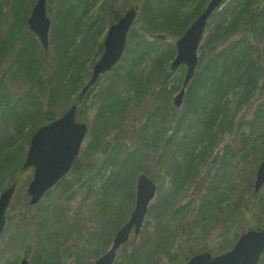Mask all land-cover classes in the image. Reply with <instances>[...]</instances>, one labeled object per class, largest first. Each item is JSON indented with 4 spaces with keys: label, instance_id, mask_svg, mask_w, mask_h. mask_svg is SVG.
<instances>
[{
    "label": "trees",
    "instance_id": "1",
    "mask_svg": "<svg viewBox=\"0 0 264 264\" xmlns=\"http://www.w3.org/2000/svg\"><path fill=\"white\" fill-rule=\"evenodd\" d=\"M97 1L99 0H59L57 3V23H53L56 38L54 41L50 40L49 45L52 43L55 45L58 51L55 57L61 67H58V64L59 69H56L52 78L47 79L51 68L50 50L45 51L39 42L37 44L36 39H32L25 24L34 0H0V48H2L0 51H3L0 57H5V53L8 54L12 45L18 47L14 53V62L8 66L6 77L22 76L30 80L33 76V80H37L41 73L45 78L39 83L38 89L45 94L46 101L42 100L41 95L31 94L26 97L30 104L26 112L29 126L27 130L34 128L41 114L47 121L54 118L53 114L42 111L45 110V105L51 108L58 100H66L72 96L71 102L77 103L79 95L76 90L81 82L79 62L81 54L73 55L67 52L76 46L75 39L80 33L83 17ZM207 1L130 0L126 5L140 7L137 20L141 21V31L140 33L137 29L131 31L133 43L126 47L123 62L111 69L109 80L96 92V99L99 100L92 126L94 133L82 156L73 162L70 173L74 175V181L82 180L81 188L85 198L94 202L96 216L101 218L105 213L110 215L111 220H106L111 224V228L107 227L105 231L101 228L91 229L87 226L88 222L79 220L81 218L79 215H75L74 219L69 218L57 229L53 228V225L50 226L49 235L44 237V247L55 263L60 257L71 252L70 249H64L65 242L71 239H74L77 245L81 242L86 244L97 242L101 251L105 249L113 235L110 230L115 233L126 220L125 215L129 214L133 207L135 179L141 171L156 180L166 176L171 188L164 194L159 192L155 202L157 205L149 207L147 215L156 220L154 230L149 229V222H145L139 234L131 236V240L126 242L134 244L139 239L144 245L148 243L150 246L146 251L148 257L137 255L138 249L127 253L125 248L122 260L114 264H155V261L162 257L175 258L172 264L176 262L183 264L192 254L189 242L218 223L224 209L232 215L233 209L240 203L250 212L258 204L248 175L245 190L241 191L231 204L223 202L229 195L227 188L224 198L213 202L218 186L213 188L210 186L209 196L201 202L196 212L198 219L193 222L185 216L188 210L191 212L193 210L191 203L172 210L178 196L196 184L200 166H207L208 158L212 156L223 132L228 131L233 138L235 131L241 127L244 115L248 113L256 99H262L258 108L264 110V57L262 61L260 58V55L264 54V47L259 54L255 51L257 47L252 45V38L264 41V0H227L220 13L218 10L215 11V24L211 28L208 24L209 32L199 45L198 64L186 88L183 108L177 111L172 105L170 95L179 87L185 67L178 68L180 75L175 77L176 84L167 88L172 72L169 60L175 55V46L153 38V33L164 31L178 38L189 23L202 12ZM259 1L262 2L260 9L256 7ZM100 9L111 22L116 21L124 11L122 9L114 12L105 0L100 2ZM51 11L49 9L50 13ZM144 33L152 37L148 39ZM38 46H41L39 53L35 50ZM101 48L102 44L98 46L96 54ZM91 59L88 61L91 62ZM117 84L126 89V98L119 91ZM154 85L158 86L155 91L158 104L153 112L149 113L150 124L146 122L140 127L135 139L132 138L134 145H129L127 143L129 131L120 128L128 101L133 98L135 103H139ZM3 89L1 78L0 120L6 114L9 117L16 116V105H19L12 101L8 93H3ZM244 107L245 110L242 111ZM171 129L173 134L167 136L168 130ZM111 132H114L113 136H109L111 144L109 139L104 142L105 136ZM259 136L260 134L256 137L247 136L243 140L242 148L244 147L246 154H256L255 158L252 157L253 167L264 158L263 141ZM102 143H107L101 148L102 153L96 159L90 158L92 152L100 148ZM109 145L113 146L108 151ZM228 148L227 145L224 148L225 154L221 156L224 165H230L232 160L233 154L228 152ZM148 153L157 154L156 174H150L147 171L148 167L142 165ZM7 159L0 139V187L3 174L10 177L15 175L17 178L23 169L20 161L14 162L12 158L6 161ZM83 159L85 164L81 162ZM106 175L108 177L112 175L113 178H105ZM103 178L105 181L101 183ZM95 182L99 183V189L94 188ZM73 186L72 182L67 181L57 187L63 193L70 192ZM49 196L50 193L44 199L45 205L52 204ZM260 203L263 210L264 196ZM166 220L171 221L167 223ZM176 220L178 225L175 224ZM178 230L186 234L188 240L184 239L181 248L178 247L174 252V236ZM232 239L231 244L236 237L233 235L232 238L226 239L225 245ZM204 250L211 251L208 247ZM180 254L187 256L177 259ZM86 256L81 254L79 258L85 257L83 258L85 260ZM35 261L36 264L40 263L39 254ZM4 264H15V260ZM259 264H264V260Z\"/></svg>",
    "mask_w": 264,
    "mask_h": 264
},
{
    "label": "rangeland",
    "instance_id": "2",
    "mask_svg": "<svg viewBox=\"0 0 264 264\" xmlns=\"http://www.w3.org/2000/svg\"><path fill=\"white\" fill-rule=\"evenodd\" d=\"M35 1V0H34ZM104 0L97 1L95 6H91L88 13L83 17L82 26L80 33L76 36V46L72 47L67 54L79 55V62L80 63V85L78 86L76 93L79 94L80 89L84 83H86L94 62L98 59L101 55L103 47L101 48L100 52L96 54V50L98 46L103 43V39L106 35L108 27L110 25V18H106V14L100 9V2ZM130 0H105V2L111 6L113 11H120L126 8V5L129 3ZM59 0H47V10L48 8L51 9V13L48 12L50 17V27H49V42L56 38L55 31L53 33V23H57L56 19V11H57V3ZM262 2L259 1L256 7L258 9L261 8ZM224 8V4L218 9V13ZM121 13V12H120ZM140 13V7H138L137 17ZM123 12L119 15L121 16ZM134 20L132 25L130 26L127 36H126V46L127 44L133 43V36L131 34L132 30L137 29V32L140 33L141 31V21L138 19ZM215 15L211 16L209 19V26L210 28L215 24ZM137 20V22H136ZM207 28L206 34L209 32ZM162 33L165 34V38L162 41L167 43L174 44L176 37L168 35L164 31L154 32L153 38L155 34ZM145 35V33H144ZM148 39L152 36L145 35ZM252 38V37H251ZM158 39V38H156ZM161 40V39H160ZM37 41V40H36ZM39 41H37L38 44ZM175 45V44H174ZM252 45L257 47L255 51L259 54L262 52L264 47V41H260L257 39L252 38ZM9 47V46H8ZM41 47V46H40ZM40 47L38 46L35 50L37 53L40 51ZM16 45H12L9 49L8 54L5 53V57H0V79L2 78V86H3V93H8L9 97L12 98V101L19 104L17 106V114L16 116H7V114L0 120V139L1 144L3 147V153L8 156V160L14 162L23 161L24 156L27 152L30 137L32 135L33 129H29L27 123V116L26 112L30 104L27 102L26 97L31 94H35L37 96L41 95L42 100H45V94H42L39 91V83L44 81V76L39 73L38 79L33 80V76L31 79L23 78L22 76H13L7 78L8 66L14 62V53L17 50ZM259 48V49H258ZM2 49V48H0ZM126 49V48H125ZM261 49V50H260ZM50 54L49 57L51 59V68L48 71L47 79L50 77L52 78L53 73H55L58 67H61L60 63L58 62L55 55H57L58 51L55 48V45H49ZM2 54L3 51H0ZM200 53V52H198ZM96 54V56H94ZM264 57V54L260 55L261 61ZM89 58L91 62L88 61ZM94 59V60H93ZM172 59L169 60L171 62ZM123 62V59H120L116 65H120ZM170 64V63H169ZM261 65V64H260ZM184 73V72H183ZM47 75V73H45ZM180 75L179 70L172 71L170 78L168 79L167 88H170L172 85L176 84V76ZM56 77V75H55ZM183 77V74H182ZM109 80V71L104 73L93 86L91 85L89 89L79 97L77 101V112H76V120L80 122H85L88 125V130L85 135V138L81 144L78 158L82 156V153L86 149L88 143L92 139V133L94 130L93 120L95 117L96 108L98 105V98L96 99V92L105 85V83ZM182 81V78H181ZM181 85V82H180ZM179 85V87H180ZM119 91L122 95L126 98L127 91L121 84H117ZM178 88L172 92L170 95V101L172 103L173 97L178 91ZM92 88V90H91ZM158 86L154 85L150 88V92L148 95L141 100L139 103H135L133 98H130L128 101V105L126 110L124 111L123 115V122L121 124L122 129L129 131V138L127 139V143L129 145H134L132 138L135 139V134L140 130L146 122L150 124L148 121L149 113H152L155 109L158 101L156 99L155 91L157 90ZM91 90V91H90ZM73 96L64 100L60 99L54 106L51 108L45 105V110L51 114L53 117L60 115L64 110L71 105V100ZM25 100V101H24ZM185 97L183 98V103L180 107H175L177 111L183 108ZM68 102V103H67ZM262 102V99H256L252 104V107L249 109L248 113L244 115L242 119V124L240 125V129L235 131V136L231 138V134L228 131L223 132L222 136L220 137L214 152L210 158H208L207 166H200L199 168V178L196 181V184L192 185L190 189H188L185 193L180 194L178 196L177 202L172 210L176 209L177 207L184 206L187 203H191L193 205L192 212L188 210L186 213V217L193 222L195 219L197 220L198 216L196 214L198 207L200 206L201 202L204 201L209 196L208 188L218 186L213 202L224 198V192L226 193V188L228 189V198H224L223 202L231 204L238 194L241 191L245 190L246 187V179L248 175H250V180L253 182L254 173L256 166L253 167L254 162L252 157L256 156V154H246V151L242 148L243 140L247 138V136L256 137L260 134V138H262L263 144L262 147L264 148V110L259 109L258 106ZM43 105V103H41ZM173 105V104H172ZM245 110V107L242 111ZM31 111L33 108L31 107ZM2 112V105L0 107V113ZM243 114V113H242ZM243 116V115H242ZM43 115L41 114V118H38L36 127L41 125L45 120L43 119ZM233 133V132H232ZM114 132L107 134L104 138V142L109 139V136H113ZM173 134V129L168 130L167 136ZM111 138V137H110ZM111 144V139H109ZM107 143H102V146L97 150L92 152L91 157L96 159L102 152L101 148L106 146ZM228 145V152L232 153V160L230 161V165H224L222 163L221 156L225 154V147ZM113 145H109L108 151L112 148ZM107 151V152H108ZM157 154L148 153L145 155L143 159V167L147 166V171L150 174H156L158 170V166L156 163ZM85 158V157H84ZM103 158V157H102ZM255 158V157H254ZM5 159V158H4ZM85 164L84 159L81 161ZM80 162V163H81ZM20 163V165H21ZM8 165V163H7ZM257 165V164H256ZM252 168V169H251ZM22 171L18 173V185L16 187L15 193L13 194V198L10 202V206L7 210V218L8 222L7 225L0 235V264H4L6 262H11L15 260V264L18 263L22 256H25L28 259L29 264H36L35 257L39 254L41 261L39 264H87L89 261L95 260L99 255L106 251L109 247L112 238H113V231L112 236L109 239L108 244L106 245L105 249L101 251L100 246L97 242H90L86 244L85 242H81L80 244H76L74 239H71L65 242L64 249H70V253H67L66 256L63 255L58 259V262L55 263L53 259L48 255L47 249L44 247V237L49 235L48 230H50V226L53 228H59L61 224L67 222L69 218L74 219L75 215H79L84 222H88L87 226H90L91 229L94 228H101L105 231L111 228V224L106 220H111V217L108 213L102 215L101 218L96 216V208L94 202L91 200H87L83 193V189L81 188L82 180L74 181V175L70 173L65 177V180L68 182H72L74 186L71 188L70 192H60V189L53 188L52 192L50 193L49 198L52 200V204L45 205V200L37 203L36 205H29L27 203L28 199L26 198L27 194V187L29 181L33 175L32 168L21 169ZM110 170H108L109 172ZM142 172V171H141ZM4 178L1 180V187L0 191L10 182H12L15 177H12L3 174ZM108 175V174H107ZM106 175V176H107ZM110 176V175H109ZM112 179V175L110 177H105ZM12 180V181H11ZM107 180V179H106ZM104 178L102 179L101 183H104ZM158 190L157 195L151 205H157V196L159 192L164 194L169 192L171 186L168 178L161 177L158 178ZM94 188L99 189V183H94ZM256 199L258 203L255 207H253L252 211L246 210L242 207V203L233 209L234 214L229 215L227 209H224L220 216V221L212 227H209L208 230L204 233H200L199 236H195L194 241H190L189 247L191 248L190 253H194L193 251H202L205 248H210L211 253L213 255L220 254L231 249V242L230 240L229 246L225 245V240L228 238L237 236L246 230L248 227H252L253 225H257L259 227L264 226V209L262 210V203L261 198L264 196V185L262 188L256 193ZM26 204V206L23 204ZM135 202V194L133 198V205ZM237 203V202H236ZM132 210V209H131ZM217 211V208L215 209ZM262 210V211H260ZM240 211H242L240 213ZM260 211V212H259ZM131 212V211H130ZM228 213V214H227ZM130 214V213H129ZM129 214L125 215V219L129 217ZM228 215L230 217H228ZM123 217V216H122ZM124 218V217H123ZM226 222L223 223L224 219ZM168 219V218H167ZM169 223L171 220H166ZM124 222V221H123ZM149 222V229L154 230L156 226V220L151 217V215H147L144 223ZM162 222L160 221V224ZM175 224L178 225V221H175ZM177 230V229H176ZM176 232V231H175ZM181 232V231H180ZM175 234V242L173 250L176 252L178 247L181 248V244L185 240H188L186 234L180 233ZM131 240V238H130ZM129 240V241H130ZM148 247V248H146ZM126 248V249H125ZM127 253H130L132 250H137V255H141L142 257H148V251L150 249L149 244L147 243L144 245L141 240L137 239L136 242L129 244L125 243L122 245L116 254V258L114 263L117 261L122 260V253L123 250ZM76 251V253H74ZM210 251V250H209ZM38 252V254H36ZM173 252V253H174ZM172 253V254H173ZM189 253V254H190ZM81 254H86L87 258L84 260L81 257ZM188 254V255H189ZM181 255V254H180ZM174 256V255H172ZM187 256V255H186ZM186 256H179L177 259L185 258ZM264 257V255H262ZM125 258V257H124ZM123 258V259H124ZM175 258L168 259L167 257H162L159 260L155 261V264H172ZM113 263V264H114ZM177 263V262H176ZM175 263V264H176ZM145 264V263H144ZM181 264V263H180Z\"/></svg>",
    "mask_w": 264,
    "mask_h": 264
},
{
    "label": "water",
    "instance_id": "3",
    "mask_svg": "<svg viewBox=\"0 0 264 264\" xmlns=\"http://www.w3.org/2000/svg\"><path fill=\"white\" fill-rule=\"evenodd\" d=\"M223 0H209L205 9L188 26L186 31L176 40V55L170 64L175 70L180 64L186 66L182 87L174 97V105L179 106L187 83L194 73L197 64V48L202 38L207 19ZM46 0H36L27 19L29 28L35 32L46 47L50 20L46 15ZM137 7H130L115 23H113L104 39L105 49L95 63L91 76L83 86L81 93L93 84L98 76L109 70L120 58L127 31L136 16ZM156 37L164 39L165 35ZM75 105H72L61 117L40 127L32 136L30 146L23 162V167L32 165L34 175L28 187L31 195L30 203L39 200L44 191L51 187L65 174L78 153L86 132V125L74 118ZM264 184V159L259 163L254 180V191ZM15 189L9 185L0 194V233L5 225V211ZM156 191L155 181L142 173L137 177L135 185V204L124 224L116 231L110 247L95 261L88 264H112L116 250L124 243L131 232L137 234L145 218L147 207ZM264 250V228L248 229L235 241L233 247L225 253L211 258L208 252L192 256L186 264H257ZM19 264H28L22 258Z\"/></svg>",
    "mask_w": 264,
    "mask_h": 264
}]
</instances>
